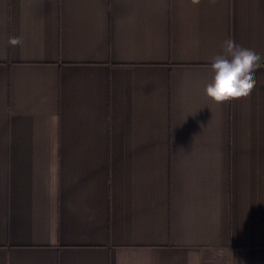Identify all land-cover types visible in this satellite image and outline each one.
I'll return each mask as SVG.
<instances>
[{"label": "crops", "instance_id": "0c3cea01", "mask_svg": "<svg viewBox=\"0 0 264 264\" xmlns=\"http://www.w3.org/2000/svg\"><path fill=\"white\" fill-rule=\"evenodd\" d=\"M226 39L264 64V0H0V264H264V67L213 102Z\"/></svg>", "mask_w": 264, "mask_h": 264}, {"label": "clouds", "instance_id": "9594fccd", "mask_svg": "<svg viewBox=\"0 0 264 264\" xmlns=\"http://www.w3.org/2000/svg\"><path fill=\"white\" fill-rule=\"evenodd\" d=\"M214 4L216 0H209ZM12 45L21 44L12 38ZM223 54L213 57L212 80L205 87V94L216 104L248 97L256 87L255 72L264 67L261 57L253 50L243 48L232 39L222 43Z\"/></svg>", "mask_w": 264, "mask_h": 264}]
</instances>
